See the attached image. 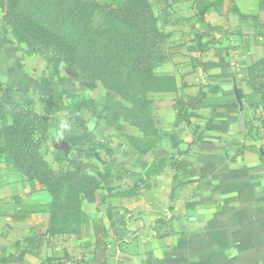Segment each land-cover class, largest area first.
Segmentation results:
<instances>
[{
  "label": "crops",
  "instance_id": "crops-1",
  "mask_svg": "<svg viewBox=\"0 0 264 264\" xmlns=\"http://www.w3.org/2000/svg\"><path fill=\"white\" fill-rule=\"evenodd\" d=\"M154 1L168 14L167 58L152 72L160 89L147 95L153 126L145 133L108 121L101 84H83L50 55L26 54L5 31L0 0L1 89L41 114L87 104L78 116L96 142L57 114L44 159L57 174L68 164L55 156L66 157L101 183L94 202L80 201L86 221L78 232L50 236L51 195L8 173L0 264L82 254L86 264H264V104L249 72L264 58V0ZM200 87L206 99L190 126L176 105ZM97 141L112 154L95 149ZM6 168L0 163L2 177Z\"/></svg>",
  "mask_w": 264,
  "mask_h": 264
},
{
  "label": "trees",
  "instance_id": "trees-1",
  "mask_svg": "<svg viewBox=\"0 0 264 264\" xmlns=\"http://www.w3.org/2000/svg\"><path fill=\"white\" fill-rule=\"evenodd\" d=\"M22 2L28 9L20 11ZM3 9L5 31L26 47V54L50 53L63 70L73 72L77 79L103 85L107 91L103 111L110 123L121 119L145 133L153 126L147 95L160 89L152 72L167 58L168 34L164 32L166 22L153 15L149 0H3ZM95 15L99 16L98 28L91 23ZM249 72L251 86L260 92L264 104V58ZM0 92V163L7 167L0 182H11V172L37 181L52 198L50 236L76 234L86 221L80 201L94 202L101 183L83 165L60 155L55 156V161H66L68 165L55 174L44 155L47 131L51 124H58L57 114H62L69 126L81 130L86 139L95 141L78 116L80 106L87 104L73 102L69 107L41 114L31 103L12 100L1 87ZM111 94L128 102L131 108L124 107ZM205 99L203 87L195 94H184V102L176 105L179 119L191 126L192 110L203 106ZM94 147L112 154L102 141ZM69 257L65 255L63 259Z\"/></svg>",
  "mask_w": 264,
  "mask_h": 264
},
{
  "label": "rangeland",
  "instance_id": "rangeland-1",
  "mask_svg": "<svg viewBox=\"0 0 264 264\" xmlns=\"http://www.w3.org/2000/svg\"><path fill=\"white\" fill-rule=\"evenodd\" d=\"M153 2H156V1H154V0H149V3H150V6H151V11H152V13H153V15L156 17V18H159L160 19V22H162V21H164V22H166V25L168 24V14L166 13V9H164V7H163V5H162V2H156L157 3V5H158V9H157V11L158 12H155L154 11V9H153V7H154V5L152 4ZM20 11H24V10H26V9H28V7H27V5L24 3V2H22L21 3V5H20ZM91 23H92V27L93 28H98V26H99V16L98 15H95V16H93L92 17V20H91ZM167 52V47H165V54H167L166 53ZM43 54H46V55H50V56H52V57H54L52 54H50V53H43ZM42 54V55H43ZM54 58H56V57H54ZM57 59V58H56ZM70 72V71H69ZM76 79H77V75H75L73 72H70ZM78 80L80 81V82H82L83 84H85V85H92V84H94V83H99V84H101L99 81H95V82H93V83H88V82H86V81H83L82 79H80V78H78ZM102 85V84H101ZM103 86V85H102ZM111 95H113V94H111ZM113 97V99L114 100H116V101H119L120 103H121V101H123V100H121L118 96H115V95H113L112 96ZM123 102H126V101H123ZM126 103H128V102H126ZM129 104V103H128ZM0 127H1V123H0ZM39 135H37L36 137H38ZM1 163H3V164H5L4 162H1ZM6 165V164H5ZM19 175V174H18ZM19 177H21V178H23V176H20L19 175Z\"/></svg>",
  "mask_w": 264,
  "mask_h": 264
},
{
  "label": "built area",
  "instance_id": "built-area-1",
  "mask_svg": "<svg viewBox=\"0 0 264 264\" xmlns=\"http://www.w3.org/2000/svg\"><path fill=\"white\" fill-rule=\"evenodd\" d=\"M86 255H78L76 257H69L68 259H59L54 264H86Z\"/></svg>",
  "mask_w": 264,
  "mask_h": 264
}]
</instances>
